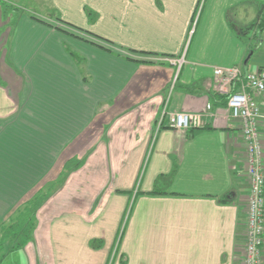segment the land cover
Here are the masks:
<instances>
[{"label":"crops","instance_id":"1","mask_svg":"<svg viewBox=\"0 0 264 264\" xmlns=\"http://www.w3.org/2000/svg\"><path fill=\"white\" fill-rule=\"evenodd\" d=\"M36 7L0 35V223L64 159L83 161L37 210L33 240L0 264H242L245 145L210 95L214 66L264 67V0ZM175 111L204 124L170 128Z\"/></svg>","mask_w":264,"mask_h":264},{"label":"built area","instance_id":"2","mask_svg":"<svg viewBox=\"0 0 264 264\" xmlns=\"http://www.w3.org/2000/svg\"><path fill=\"white\" fill-rule=\"evenodd\" d=\"M173 62L179 60L162 57ZM180 65V63H179ZM215 91L225 97L230 116L240 125L246 152L249 182L247 223L242 264H262L264 234V67L244 70L241 66H214ZM209 108V107H208ZM164 114V113H163ZM162 124V118L158 122ZM199 113H168L174 129L203 126Z\"/></svg>","mask_w":264,"mask_h":264},{"label":"trees","instance_id":"3","mask_svg":"<svg viewBox=\"0 0 264 264\" xmlns=\"http://www.w3.org/2000/svg\"><path fill=\"white\" fill-rule=\"evenodd\" d=\"M85 13L89 19L94 18V13L87 7L84 8ZM7 19V17H6ZM261 29H264V10L260 15V22L258 25ZM106 40V39H104ZM211 108L215 104H225V97L217 93H211ZM83 160L81 159H69L64 163L65 172L63 171L61 177L57 181H53L45 188L39 189L31 198H29L22 209H19L14 216L8 219V223H0L1 234L0 244L6 242L8 248L0 253V263L5 255L15 249L22 248L27 242L33 240V232L36 227V212L47 200V198L55 191V185L62 184L67 174L75 170L80 166ZM7 224V225H5ZM94 244V243H93Z\"/></svg>","mask_w":264,"mask_h":264},{"label":"rangeland","instance_id":"4","mask_svg":"<svg viewBox=\"0 0 264 264\" xmlns=\"http://www.w3.org/2000/svg\"><path fill=\"white\" fill-rule=\"evenodd\" d=\"M38 1L39 0H0V11H1V16H2L1 26H0V35L3 37V35L6 32V29L8 27H12L13 28L14 20L17 19V15H19V14H21L23 12L29 13V14H31V13L33 14V12L35 11V8H36V11H37L36 5H37ZM198 11H200L199 8H198ZM198 11H196V12L198 13ZM69 12L72 13V14H75L74 11H69ZM6 17H7V19H6ZM9 19H10V21H9ZM196 20H197V17L195 19V22H196ZM259 44H262V46H264V39L263 38L259 39ZM261 49H262V47H261ZM69 159H81V160H83V158H81V156H79V155L77 156V154H76L75 157H72V158H69ZM69 159L67 158V159L63 160V162L61 164V169L59 170L58 176H57V178L54 181L59 180L60 177H61L62 172L63 171L65 172V170H63L64 163L66 161H68ZM61 185L62 184H59L60 187H61ZM57 186H58V184L55 185V187H57ZM128 213H129V211L126 212L125 218L127 217ZM125 218H124V220H125ZM124 223L125 222L122 223L121 228L123 227ZM5 225H7V224H5ZM1 232L2 231H1V227H0V234H1ZM7 248H8V245H7L6 242L0 244V253L5 251V249H7ZM54 251H55L56 255H57V253H65V254H67L69 252H70V254L73 253L72 249L71 250H68V249H60V250L54 249ZM23 260L24 259H23L22 256H18L17 257L14 254H12V255H9V258H7L5 264H26ZM108 264H110V261H109Z\"/></svg>","mask_w":264,"mask_h":264}]
</instances>
